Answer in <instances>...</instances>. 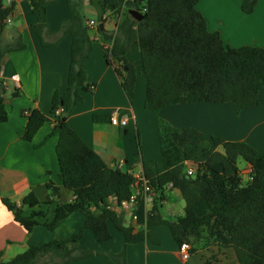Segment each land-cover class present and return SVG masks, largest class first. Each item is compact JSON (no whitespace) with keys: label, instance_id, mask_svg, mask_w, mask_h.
<instances>
[{"label":"trees","instance_id":"1","mask_svg":"<svg viewBox=\"0 0 264 264\" xmlns=\"http://www.w3.org/2000/svg\"><path fill=\"white\" fill-rule=\"evenodd\" d=\"M4 6L0 1V30L13 11L17 0ZM56 0H28L36 18L34 33L41 44L48 34L46 9ZM69 19L60 24V34L72 37L67 88L64 94L54 93L51 115L63 107L62 116L53 120L37 109L26 114L22 139L31 142L46 123L52 130L40 145L57 136L55 154L62 187L73 199L58 204L50 222H41L45 212L31 211L24 215L20 208L7 199L2 204L13 214L14 221L27 233L38 225L54 232L70 215L80 213L85 223L69 238L31 246L8 262L0 264H69L93 256H103L101 264H128L126 246L151 239L153 229L166 225L175 243L189 246L193 254L196 245L204 240L222 249H232L239 264H264V154L246 142H227L212 137L210 143L199 142L190 151L177 146L171 134L174 130L165 122L159 123L160 156L143 163L142 176L150 189L163 200L164 188L178 189L185 202L184 215L174 221H163L149 212L145 232L134 233L132 227L118 223L107 200L119 203L129 198L134 177L107 166L102 159L67 125L66 117L83 101V94L94 86L86 83L84 62L89 57L94 41L78 9V0H66ZM199 0H103L105 11L118 18L126 10H138L141 21L127 15L115 35L104 36L103 42H112L111 51L105 52L106 62L114 66L116 75L130 104L134 101L136 73L127 55L139 52L146 80V107L156 115L173 105L194 102L214 104L233 103L237 113L259 104V93L264 88V48L244 46L226 47L218 32H209L196 6ZM257 0H241L244 14H252ZM100 33V28L98 29ZM18 46L14 49H22ZM12 49V50H14ZM0 51V57L5 51ZM111 57V58H110ZM4 91L0 84V125L8 121L3 103ZM17 94L15 93L14 96ZM101 119L93 115V121ZM242 160L251 169V180L243 183L238 170ZM196 166L193 177L184 173L185 164ZM48 191L57 196L59 189L49 182ZM204 200L208 213L198 217L193 207ZM47 204H51L47 200ZM21 205L33 209L38 205L29 193ZM155 205V204H154ZM109 224L123 236V247L118 253L102 254L82 249L79 241L90 230L100 243L112 236ZM49 257V261L45 260ZM60 260V263L55 261ZM43 260V261H41Z\"/></svg>","mask_w":264,"mask_h":264},{"label":"crops","instance_id":"2","mask_svg":"<svg viewBox=\"0 0 264 264\" xmlns=\"http://www.w3.org/2000/svg\"><path fill=\"white\" fill-rule=\"evenodd\" d=\"M0 1L5 7L10 5L8 0ZM196 8L204 17L208 31L218 32L226 47L264 48V0H257L254 12L249 15L242 12L241 0H199ZM78 9L85 22L95 23L93 30L88 29V36L98 40L83 65L86 83L92 84L94 89L82 95L83 101L67 115L66 123L107 166L143 178V163L160 156V121L174 130L171 134L174 143L186 151L194 149L199 142L210 143L215 137L227 142H246L259 155L264 154V88L259 93L258 106L239 113L233 103L194 102L169 106L156 115L146 107V80L141 58L139 52H133L127 55L136 73L134 101L130 104L114 66L106 62L103 48L106 45L103 35H115L128 10L124 8L118 18L112 17L105 11L103 0H78ZM46 19L48 34L44 35V42L47 46L41 44L33 31L36 18L28 0L15 2L3 30H0V51L10 49L0 57V81H5L7 86L2 99L8 113V121L0 125V263L10 261L31 246L65 240L85 223L82 214L73 213L54 232L38 225L27 233L15 223L13 214L1 202L7 199L19 205L26 216L31 211L45 212L46 217L41 222L48 223L53 219L56 205L73 199L59 179L55 154L57 136L40 145L50 134L51 124H44L31 142L22 139L26 114L37 109L52 118V97L56 92L64 94L67 88L72 37L59 31L60 24L69 19L67 1L56 0L48 4ZM18 46L23 48L14 49ZM15 76L17 82L12 80ZM113 114L126 117V126L111 125ZM93 115L101 119L94 122ZM237 166L245 183L249 166L242 160ZM190 168L195 173L196 166L192 163L185 164L184 173ZM49 182L59 189L57 196L48 191L46 185ZM29 193H33L38 201L33 209L21 205ZM162 197L163 200H157L154 206L157 207L155 214L163 221H174L184 215L185 202L178 189L165 187ZM47 200L51 204H47ZM107 203L120 225L132 227L134 233L145 232L148 214L154 206L139 204L133 220L130 211L116 208V199L109 198ZM193 209L198 217L208 213L204 200ZM109 231L112 239L100 243L90 230H86L79 246L102 254L120 252L122 234L111 224ZM45 259L49 261L50 258ZM104 261L103 256H93L69 264H101ZM126 261L128 264H239L232 249H222L204 240L197 244L187 260H182L166 225L156 226L151 239L127 245ZM55 262L60 263V260Z\"/></svg>","mask_w":264,"mask_h":264},{"label":"built area","instance_id":"3","mask_svg":"<svg viewBox=\"0 0 264 264\" xmlns=\"http://www.w3.org/2000/svg\"><path fill=\"white\" fill-rule=\"evenodd\" d=\"M9 1V0H8ZM85 25L89 30H93L95 27V23L92 21H87L85 22ZM97 37L93 38L94 42H97ZM111 46L112 42L106 44L103 46L105 52H110L111 51ZM111 58V57H110ZM12 80L14 82H17L18 79L17 77H13ZM1 88L2 90H6V82L5 81H0ZM64 113V108L61 107L57 109L54 114L52 115L53 120H56L62 114ZM110 124L113 126H121L125 127L127 124V118L126 117H118L116 114H113L110 118ZM120 166L122 165L121 163L119 164ZM251 169L250 167L247 168V177H246V182L251 180ZM185 175L188 177H193L194 176V169H187L185 172ZM134 183L131 185V194L128 199L122 200L121 202L117 203L116 202V208L119 210H124V211H130L131 212V217L132 219H136V214L135 210L138 207L139 204H144L146 206L152 207L157 201L158 194L153 192L150 187L148 186V183L144 178L139 177V176H134ZM166 187H171V184L167 185ZM16 208H20L19 205H16ZM109 210L113 211V208L108 204L107 207ZM178 252L180 255V258L182 260H187L190 257L189 253V246L185 243L181 244L178 246Z\"/></svg>","mask_w":264,"mask_h":264},{"label":"water","instance_id":"4","mask_svg":"<svg viewBox=\"0 0 264 264\" xmlns=\"http://www.w3.org/2000/svg\"><path fill=\"white\" fill-rule=\"evenodd\" d=\"M128 15H130L136 21H141L143 18L138 10H128Z\"/></svg>","mask_w":264,"mask_h":264},{"label":"rangeland","instance_id":"5","mask_svg":"<svg viewBox=\"0 0 264 264\" xmlns=\"http://www.w3.org/2000/svg\"><path fill=\"white\" fill-rule=\"evenodd\" d=\"M197 246V245H196ZM46 260V259H45ZM41 261H43V260H41Z\"/></svg>","mask_w":264,"mask_h":264}]
</instances>
